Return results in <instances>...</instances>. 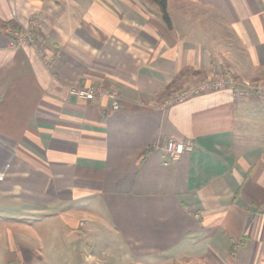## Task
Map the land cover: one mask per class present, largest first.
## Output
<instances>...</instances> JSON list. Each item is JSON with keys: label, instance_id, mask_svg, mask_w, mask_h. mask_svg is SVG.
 <instances>
[{"label": "crops", "instance_id": "1", "mask_svg": "<svg viewBox=\"0 0 264 264\" xmlns=\"http://www.w3.org/2000/svg\"><path fill=\"white\" fill-rule=\"evenodd\" d=\"M166 12L0 0V264H264V102L168 104L222 69L264 81V0ZM170 140L192 149L170 162Z\"/></svg>", "mask_w": 264, "mask_h": 264}, {"label": "built area", "instance_id": "2", "mask_svg": "<svg viewBox=\"0 0 264 264\" xmlns=\"http://www.w3.org/2000/svg\"><path fill=\"white\" fill-rule=\"evenodd\" d=\"M34 22L31 23V27L27 32H24L21 36H16V46L23 47L28 43H32L31 31L34 27ZM217 68L219 69L218 65ZM228 90L234 97L237 99H243L247 97H256L259 101L264 102V81L245 83L235 79L231 73L226 69L218 71L215 75L205 78L204 81L197 83L194 87L187 88L182 90L176 98L168 101V104L177 103L187 100L193 95H197L205 92L212 91H221ZM68 93L71 97H74L81 101H93L95 99H100L103 97L113 98V103L110 106V109L113 111L119 109V102L116 95H111L107 91H103L100 88H80V87H71L68 90ZM192 149L190 144L181 143L180 141H167L162 147V153L166 160L172 162L180 157L186 152H190Z\"/></svg>", "mask_w": 264, "mask_h": 264}, {"label": "trees", "instance_id": "3", "mask_svg": "<svg viewBox=\"0 0 264 264\" xmlns=\"http://www.w3.org/2000/svg\"><path fill=\"white\" fill-rule=\"evenodd\" d=\"M150 2L157 6L162 21L169 26V18L166 12L167 0H150Z\"/></svg>", "mask_w": 264, "mask_h": 264}, {"label": "rangeland", "instance_id": "4", "mask_svg": "<svg viewBox=\"0 0 264 264\" xmlns=\"http://www.w3.org/2000/svg\"><path fill=\"white\" fill-rule=\"evenodd\" d=\"M205 79H203L202 81H204ZM201 82V81H200ZM44 235V234H43Z\"/></svg>", "mask_w": 264, "mask_h": 264}]
</instances>
